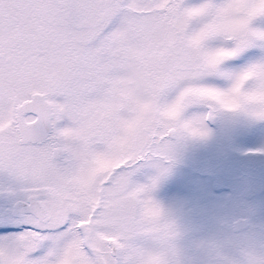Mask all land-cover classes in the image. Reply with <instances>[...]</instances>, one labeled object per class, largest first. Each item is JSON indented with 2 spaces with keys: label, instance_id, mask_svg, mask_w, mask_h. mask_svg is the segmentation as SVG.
Instances as JSON below:
<instances>
[{
  "label": "snow or ice",
  "instance_id": "snow-or-ice-1",
  "mask_svg": "<svg viewBox=\"0 0 264 264\" xmlns=\"http://www.w3.org/2000/svg\"><path fill=\"white\" fill-rule=\"evenodd\" d=\"M259 124L264 0H0V264H184L153 194Z\"/></svg>",
  "mask_w": 264,
  "mask_h": 264
},
{
  "label": "rangeland",
  "instance_id": "rangeland-1",
  "mask_svg": "<svg viewBox=\"0 0 264 264\" xmlns=\"http://www.w3.org/2000/svg\"><path fill=\"white\" fill-rule=\"evenodd\" d=\"M214 129V135L207 142L188 144L153 194L179 225V246L184 264H220L210 259L211 256L214 257L210 256L211 242L222 244L226 261L236 243L241 240L247 243L248 248L252 247L251 252H264L263 246L261 247L264 242V180L255 178L253 186L257 192L240 199V205L235 208L232 202H227L226 194L217 196L210 178L199 175L204 173L206 166H211L224 157L235 158L247 167L254 166V174L258 175L264 161L250 160L247 157L264 155L256 151L264 148V124L230 128L217 125ZM223 199L225 201L222 204L220 201ZM251 211L257 214L254 218L251 217ZM240 218H250L251 227H246L241 233H234L232 224ZM251 232L260 235L254 236L255 241L250 245ZM245 253L240 250L241 259H245Z\"/></svg>",
  "mask_w": 264,
  "mask_h": 264
},
{
  "label": "flooded vegetation",
  "instance_id": "flooded-vegetation-1",
  "mask_svg": "<svg viewBox=\"0 0 264 264\" xmlns=\"http://www.w3.org/2000/svg\"><path fill=\"white\" fill-rule=\"evenodd\" d=\"M229 155V154H228ZM234 156V154H232ZM250 160L261 159L264 161V155L261 156H248ZM235 158H222L217 160L213 165L206 166L204 168V173L199 174L204 176L205 178H210L213 182V187L217 196L220 195H227V202H232V206L237 208V205H240V199H245L248 196L252 195L253 193L257 192V189L253 186L254 179L257 178L258 180H264V166L260 168L259 174H254V166H246L243 163H239L235 161ZM215 171V172H214ZM248 183V184H247ZM221 193V194H220ZM224 199L220 201V203H224ZM192 212V211H191ZM257 214L255 211H251V217H255ZM249 219V223L251 227V219ZM256 226V224H255ZM258 227V225H257ZM251 243L255 241V237H258L260 233L251 232ZM248 242V241H247ZM264 248V242H262L261 247ZM230 248V244L228 245ZM248 246L244 240L236 243L234 250L229 254L227 261L230 260H243L240 258L239 252L241 250L247 252ZM260 248V247H259ZM224 247L221 245H217L215 242H211L210 248V256L212 262H218L220 264L225 263L226 260L224 257ZM249 252H251L252 247L249 246Z\"/></svg>",
  "mask_w": 264,
  "mask_h": 264
},
{
  "label": "water",
  "instance_id": "water-1",
  "mask_svg": "<svg viewBox=\"0 0 264 264\" xmlns=\"http://www.w3.org/2000/svg\"><path fill=\"white\" fill-rule=\"evenodd\" d=\"M249 225L248 220H240L235 224V231H241L244 227H247Z\"/></svg>",
  "mask_w": 264,
  "mask_h": 264
}]
</instances>
